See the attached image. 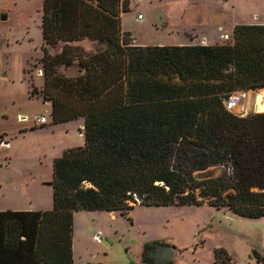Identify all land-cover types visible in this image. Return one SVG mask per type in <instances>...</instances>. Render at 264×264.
<instances>
[{"label": "trees", "instance_id": "trees-1", "mask_svg": "<svg viewBox=\"0 0 264 264\" xmlns=\"http://www.w3.org/2000/svg\"><path fill=\"white\" fill-rule=\"evenodd\" d=\"M41 10L43 84L27 81L29 96L50 104L49 125L81 119L83 145L53 160L50 211L0 214L4 250L73 264L81 211L128 218L135 206L206 205L264 216V113L224 107L234 91L264 88V24L235 25L214 45L138 46L120 27L125 0H42ZM210 169L219 171L196 176ZM158 246L143 247V264ZM213 255L231 264L224 250Z\"/></svg>", "mask_w": 264, "mask_h": 264}, {"label": "rangeland", "instance_id": "rangeland-1", "mask_svg": "<svg viewBox=\"0 0 264 264\" xmlns=\"http://www.w3.org/2000/svg\"><path fill=\"white\" fill-rule=\"evenodd\" d=\"M125 1L129 11L120 17L121 30L144 46L185 44L190 35L187 30L193 32L194 42L211 44L222 34L230 35L233 25L264 24V0ZM41 4L42 0H0V14L6 16L5 21H0V60L15 80L18 109L22 106V112L29 119L26 125L34 114H44L41 104L26 96L27 83L37 86L42 79L37 64L42 46L38 29ZM137 15L141 20H136ZM81 47L85 51L94 49L88 42L81 43ZM59 49L57 46L50 52ZM258 97L264 103V88L249 93L242 116L264 113L256 106ZM16 125L15 116H11L6 128L14 131ZM77 126L75 120L52 128L12 134L9 149L0 154L2 193L15 187L19 193L29 192L27 187H33L35 182L49 180L58 152L83 145ZM2 154L7 156V161ZM218 171L210 169L196 176H212ZM74 217V263L143 264V247L154 243L174 249L170 264H213V253L218 249L227 253L231 264H261L257 257L264 258V216L240 218L203 205L135 206L128 218L116 212H78ZM91 228V233L98 230L102 235L103 243L108 245L106 252L84 238Z\"/></svg>", "mask_w": 264, "mask_h": 264}, {"label": "crops", "instance_id": "crops-1", "mask_svg": "<svg viewBox=\"0 0 264 264\" xmlns=\"http://www.w3.org/2000/svg\"><path fill=\"white\" fill-rule=\"evenodd\" d=\"M42 7V4H41ZM2 15V14H0ZM41 15H42V10L39 16V24H38V29L40 33V21H41ZM122 15V14H121ZM250 24V23H247ZM235 25H233L234 27ZM233 29V28H232ZM187 32L190 34L189 35V40L185 44H175L173 46H182V45H214L217 44L218 41L215 43H196L194 42L193 38V32L188 31ZM191 32V33H190ZM231 35V34H230ZM41 37V33H40ZM132 38V37H131ZM41 43H42V38H41ZM132 43L138 45L137 43L134 42L132 39ZM138 46H144V45H138ZM154 46V45H153ZM41 52V51H40ZM41 57V56H40ZM40 59V58H39ZM38 64V63H37ZM40 71V70H39ZM23 75H24V70H23ZM41 77V76H40ZM23 81H25L23 79ZM14 83L15 80L9 74L7 73V70L3 67L2 61L0 60V154L3 152V150H8L10 146L9 143L11 141V135L14 134L16 131L20 134H24L26 132H31L34 130H39L43 128H52L54 126H59L58 125H49L50 123V104L49 103H43L41 101V98L39 97H30L29 96V87L27 83V88H26V96L28 99H35L37 102L41 104V106L44 108V114L40 112V115H33L30 119L29 124H24L28 122L27 116L22 112V106L21 109H18V101H17V93L14 89ZM43 80L41 79V83L37 86H35L37 89H40L42 87ZM30 113V112H29ZM11 116H15V119L17 121L16 128L14 131H12V128H6V123L9 122V119ZM36 116H44L46 120V124L39 125L38 123L33 121V118ZM75 121V120H74ZM78 136L82 137L81 130L83 127V121L81 119H78ZM69 123V122H67ZM65 124V123H63ZM17 129V130H16ZM72 148V147H71ZM69 149V148H66ZM62 149L60 150L59 156L61 153L66 150ZM4 156V160L7 161L8 158L7 156ZM6 168V167H5ZM51 178H52V166H51ZM49 180L45 181H37L34 183L33 187H27L30 191L29 192H18V189L15 187L14 189L8 191L7 193H2L1 188H0V214L6 213V212H13V213H41V212H46L50 211L52 209V189L50 186V181ZM29 184V183H28ZM33 193H32V192ZM84 212V211H81ZM78 213V212H76ZM73 214V223H72V261L73 264H79V263H74V255L76 253V245H75V239H76V234L74 231L75 227V217ZM29 218V217H28ZM91 229H89L88 233L84 234V238L88 240L89 243L91 244H96L92 240V236L94 233L98 232V230H95L94 232L91 233ZM104 234L106 235V229L104 231ZM99 246L103 251L108 250V245L106 243H100L96 244ZM18 261V262H17ZM32 262L31 255L27 253V251L23 250L20 253H14L8 252L7 250H4L3 246L0 244V264H30ZM96 264H104V262H96Z\"/></svg>", "mask_w": 264, "mask_h": 264}, {"label": "built area", "instance_id": "built-area-1", "mask_svg": "<svg viewBox=\"0 0 264 264\" xmlns=\"http://www.w3.org/2000/svg\"><path fill=\"white\" fill-rule=\"evenodd\" d=\"M136 20H141V16L137 15ZM231 40V35L222 34L219 36L218 41L220 42H227ZM38 75L41 76V72H38ZM248 91H234L228 95L226 100L224 101V107L230 113L242 116L246 112L245 102L249 96ZM33 121L38 123L39 125L46 124V120L44 116H36L33 118ZM92 240L96 244H100L103 242L102 235L99 232L94 233L92 236Z\"/></svg>", "mask_w": 264, "mask_h": 264}, {"label": "water", "instance_id": "water-1", "mask_svg": "<svg viewBox=\"0 0 264 264\" xmlns=\"http://www.w3.org/2000/svg\"><path fill=\"white\" fill-rule=\"evenodd\" d=\"M6 16L0 15V21H5ZM174 249H170L167 246H158L155 248L151 258L154 264H170L172 260Z\"/></svg>", "mask_w": 264, "mask_h": 264}, {"label": "bare ground", "instance_id": "bare-ground-1", "mask_svg": "<svg viewBox=\"0 0 264 264\" xmlns=\"http://www.w3.org/2000/svg\"><path fill=\"white\" fill-rule=\"evenodd\" d=\"M260 98H261V97H258V98H257L256 106H257L260 110H264V103L261 101Z\"/></svg>", "mask_w": 264, "mask_h": 264}]
</instances>
